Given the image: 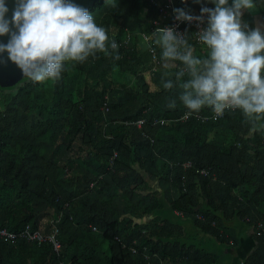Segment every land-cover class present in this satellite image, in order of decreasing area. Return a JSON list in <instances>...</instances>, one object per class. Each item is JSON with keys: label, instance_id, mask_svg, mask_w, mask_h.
<instances>
[{"label": "trees", "instance_id": "obj_1", "mask_svg": "<svg viewBox=\"0 0 264 264\" xmlns=\"http://www.w3.org/2000/svg\"><path fill=\"white\" fill-rule=\"evenodd\" d=\"M153 1L164 0L88 7L117 43L112 55L67 61L59 80L0 81V229L27 225L58 242L0 236V264H238L229 251L246 226L251 248L239 264H264V118L256 131L240 109L182 118L180 62L161 66L154 35L143 69L137 51L159 18ZM173 4L189 14L215 7ZM259 16L264 32V4ZM185 37L207 56L188 28Z\"/></svg>", "mask_w": 264, "mask_h": 264}, {"label": "clouds", "instance_id": "obj_2", "mask_svg": "<svg viewBox=\"0 0 264 264\" xmlns=\"http://www.w3.org/2000/svg\"><path fill=\"white\" fill-rule=\"evenodd\" d=\"M211 2L215 7H201L199 16L173 9L177 21L206 23L196 32L206 46V57L194 56L185 34L174 27H157L154 43L162 50L164 68L169 62L182 65L174 74L177 82L186 74L189 77L179 83L183 90L179 98L188 116L205 106L218 115L240 109L256 131L255 122L264 118V32L243 20L245 10L254 11L256 4L254 0ZM8 11L5 0H0V36L10 37L6 44L0 43V54L7 52V59L33 82L59 80L65 62L83 63L97 52L112 55L109 46L113 51L118 48L114 40L109 45L106 30L90 12L71 0H16L11 20L6 19ZM163 87L170 90L174 83L168 79ZM168 106L175 107V101Z\"/></svg>", "mask_w": 264, "mask_h": 264}, {"label": "built area", "instance_id": "obj_3", "mask_svg": "<svg viewBox=\"0 0 264 264\" xmlns=\"http://www.w3.org/2000/svg\"><path fill=\"white\" fill-rule=\"evenodd\" d=\"M153 3L157 6L159 18H158V20L153 21V24L155 25V27L151 29L150 34H148V35L141 34V37L146 42H149V39L154 35V31L157 27H174V29L180 34H185V29H187V28L190 29L191 40H193L197 44L202 45L198 41V37H197L196 32L203 29L204 27H206V23L200 24L197 21H193L191 23H189L187 21H177L175 19V13L173 11V9H174L173 0H164L162 3H159L157 1H153ZM200 14L190 13V15H193V16H199ZM204 47L206 49V46H204ZM148 51L150 53V58H151V61L153 63L152 68H151L153 70V69H155L156 64H158V59L155 55V51L151 47L148 49ZM222 114L218 115L215 112H213V110L211 112V116L213 118H218V117L222 116ZM186 116H187V114H184V116L182 118H186ZM140 122H141L140 120L136 121L135 124L139 125ZM54 234L55 233L52 232L50 234L43 236L38 231L31 230L29 228V226H27V225L24 226V228L18 234L9 233L5 229H0V236H2L4 239H6V238L12 239L15 236H20V237H23L24 239H26L27 241H32V242H35L36 244H39L40 242H42L44 240H48L49 242H51L52 247L57 248L58 242L55 239Z\"/></svg>", "mask_w": 264, "mask_h": 264}, {"label": "water", "instance_id": "obj_4", "mask_svg": "<svg viewBox=\"0 0 264 264\" xmlns=\"http://www.w3.org/2000/svg\"><path fill=\"white\" fill-rule=\"evenodd\" d=\"M95 1L96 0H71L72 3L85 9H88V7ZM5 4L9 9L6 13V19L11 20L13 10L16 7V0H5ZM9 38L8 35L0 36V43L6 44ZM7 56V52L0 54V81L10 83L25 77L22 71L13 62L7 59Z\"/></svg>", "mask_w": 264, "mask_h": 264}, {"label": "crops", "instance_id": "obj_5", "mask_svg": "<svg viewBox=\"0 0 264 264\" xmlns=\"http://www.w3.org/2000/svg\"><path fill=\"white\" fill-rule=\"evenodd\" d=\"M207 3H212L211 0H205ZM256 4V8L254 11H248L245 10L244 15H243V20L247 24H251L253 28L255 27H260L262 28V23L260 20L259 12H260V7L261 5L264 4V0H254ZM229 3H231V0H229ZM250 227H242V229H238L236 234L240 235V243L239 246L231 250L229 252L232 253V257H229L230 260H236L237 262H241L243 254L247 253L250 248H251V238H250ZM239 262V263H240Z\"/></svg>", "mask_w": 264, "mask_h": 264}, {"label": "rangeland", "instance_id": "obj_6", "mask_svg": "<svg viewBox=\"0 0 264 264\" xmlns=\"http://www.w3.org/2000/svg\"><path fill=\"white\" fill-rule=\"evenodd\" d=\"M141 34H144V33H140L139 35H140V39H142V43L141 42H139L138 41V53L140 54V55H142V62H141V66H142V69L146 66V60L147 59H143V57H145V46H147V42L141 37ZM139 43H141V44H139ZM164 63V62H163ZM163 63L161 64V66L163 67ZM169 64H170V66L168 67V68H170L172 65H173V63L172 62H169ZM157 67V66H156ZM164 68V67H163ZM168 68H164V69H168ZM145 78L148 80L149 78H148V75L146 74L145 75ZM240 262V261H239ZM239 262H238V264H239Z\"/></svg>", "mask_w": 264, "mask_h": 264}, {"label": "bare ground", "instance_id": "obj_7", "mask_svg": "<svg viewBox=\"0 0 264 264\" xmlns=\"http://www.w3.org/2000/svg\"><path fill=\"white\" fill-rule=\"evenodd\" d=\"M149 48V47H148ZM139 121V120H138ZM138 126V125H137Z\"/></svg>", "mask_w": 264, "mask_h": 264}]
</instances>
